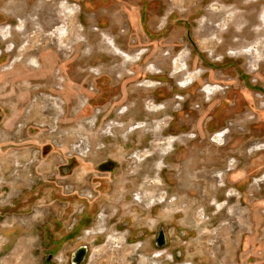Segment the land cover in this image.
I'll return each mask as SVG.
<instances>
[{
  "label": "rangeland",
  "instance_id": "374dc122",
  "mask_svg": "<svg viewBox=\"0 0 264 264\" xmlns=\"http://www.w3.org/2000/svg\"><path fill=\"white\" fill-rule=\"evenodd\" d=\"M81 247L264 264V0H0V264Z\"/></svg>",
  "mask_w": 264,
  "mask_h": 264
},
{
  "label": "water",
  "instance_id": "95a60500",
  "mask_svg": "<svg viewBox=\"0 0 264 264\" xmlns=\"http://www.w3.org/2000/svg\"><path fill=\"white\" fill-rule=\"evenodd\" d=\"M163 239H165V234L164 232H161L160 236H159V244L163 245ZM88 247H81L78 249V251L76 252V258L73 260L75 262V264H81L85 258H86V254Z\"/></svg>",
  "mask_w": 264,
  "mask_h": 264
},
{
  "label": "flooded vegetation",
  "instance_id": "af4514ba",
  "mask_svg": "<svg viewBox=\"0 0 264 264\" xmlns=\"http://www.w3.org/2000/svg\"><path fill=\"white\" fill-rule=\"evenodd\" d=\"M74 225H75V224H74ZM84 227H85V226H83L82 228H80V229L78 230V232H79V231H82V230L84 229ZM72 232H73V233H76L77 231H73V229H71L69 233H72ZM75 258H76V256H75ZM49 259H51V256H50ZM5 263H6V262H5ZM13 264H14V263H13Z\"/></svg>",
  "mask_w": 264,
  "mask_h": 264
},
{
  "label": "bare ground",
  "instance_id": "6f19581e",
  "mask_svg": "<svg viewBox=\"0 0 264 264\" xmlns=\"http://www.w3.org/2000/svg\"><path fill=\"white\" fill-rule=\"evenodd\" d=\"M68 4V3H67ZM64 18V17H63ZM65 22V21H64ZM19 29V28H18ZM38 35V34H37ZM71 35V34H70ZM40 35H38V38H39ZM34 38V37H33ZM36 41V40H35ZM29 49V48H28ZM173 139V138H172ZM172 141H169V143L171 144ZM169 144V145H170ZM172 145V144H171ZM219 207V206H218Z\"/></svg>",
  "mask_w": 264,
  "mask_h": 264
},
{
  "label": "crops",
  "instance_id": "0c3cea01",
  "mask_svg": "<svg viewBox=\"0 0 264 264\" xmlns=\"http://www.w3.org/2000/svg\"><path fill=\"white\" fill-rule=\"evenodd\" d=\"M6 264H13V262L12 261H8V263L6 262Z\"/></svg>",
  "mask_w": 264,
  "mask_h": 264
},
{
  "label": "built area",
  "instance_id": "2783aa9c",
  "mask_svg": "<svg viewBox=\"0 0 264 264\" xmlns=\"http://www.w3.org/2000/svg\"><path fill=\"white\" fill-rule=\"evenodd\" d=\"M88 151H84V153H87Z\"/></svg>",
  "mask_w": 264,
  "mask_h": 264
}]
</instances>
